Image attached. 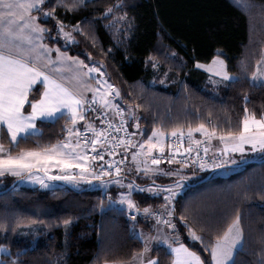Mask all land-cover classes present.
Here are the masks:
<instances>
[{"label": "trees", "instance_id": "1", "mask_svg": "<svg viewBox=\"0 0 264 264\" xmlns=\"http://www.w3.org/2000/svg\"><path fill=\"white\" fill-rule=\"evenodd\" d=\"M55 3L51 0L45 7ZM110 5H116L114 11L101 16ZM262 6L264 0H84L73 11L55 8V18L65 23V29H72L75 40L71 44L62 42L55 18H41L39 23L51 30L44 33L45 43L101 68L106 80L120 90L116 102L128 116L130 129L139 123L141 137L153 128L169 132L201 123L220 135L241 130L245 106L256 118L264 115V83L251 80L256 61L264 54ZM78 21L83 32L73 31ZM215 55L223 57L227 71L239 78L208 89L202 85L207 74L196 64L209 62ZM151 57L158 61L156 68ZM245 63L247 72L241 67ZM41 89L40 84L34 86L30 95L39 98ZM131 112L136 115H129ZM66 123V115L37 121L40 133L21 139L12 151L60 141ZM2 141L9 144L6 132ZM263 158L236 165L223 162L210 170L194 168L197 176L186 181V187L173 199V219L181 240L198 252L205 264H210L205 246L210 247L237 214L244 241L234 252V264H257L264 249ZM229 167L232 172L218 173ZM20 179L9 178L0 188L14 182L0 193V224L5 225L0 227V244L13 256L19 250V264L128 261L143 247L125 208L108 206L107 194L115 197L113 188H94L95 180L79 188L53 180L56 186L41 189L18 186ZM133 199L140 208L162 201L139 190L133 191ZM182 214L197 235L203 236V243L189 239L188 226L180 220ZM69 217L66 229L62 221ZM142 223L139 217L137 225ZM150 255L158 256L160 264H170L172 258L166 246L153 247ZM0 259L11 257L1 253Z\"/></svg>", "mask_w": 264, "mask_h": 264}, {"label": "snow or ice", "instance_id": "2", "mask_svg": "<svg viewBox=\"0 0 264 264\" xmlns=\"http://www.w3.org/2000/svg\"><path fill=\"white\" fill-rule=\"evenodd\" d=\"M51 0H0V175L10 173L21 176L27 173V179L37 180L42 186H47L46 181L50 179H61L70 181L85 180L92 182L99 181L102 185L116 184L126 187L127 191L119 192V203L125 206L133 221L136 220L134 213H143L145 217H154L156 224L154 228L156 235L151 231L141 230L138 238L143 247L139 251L132 253V260L139 264H160L158 256H150L153 247L166 246L172 254L170 264H205L200 254L193 251L182 242L179 235V229L176 221L173 219L174 206L170 205L175 192L180 190L181 183L186 176L180 175V171L167 172L165 175L179 176L178 180L172 181L168 185H158L155 181L147 185L137 184L135 178H130V182L124 185L123 174L132 172V168H123L120 165L125 164V159L130 146H133L132 133L127 132V124L124 116L121 115L124 109L113 103L115 97H120L121 93L115 85L103 80V91L99 87H93L87 83L91 78L92 72H100L95 64H86L79 56L70 57L67 53L61 52L60 48H55L57 55L51 57L49 53L52 48L42 43L44 33H50V29L45 24L39 23L41 18H55V8L61 6L66 11H73L84 4V0H56L52 7H45ZM245 7L249 5L245 3ZM116 5H110L105 8L101 16L110 15ZM264 7V6H262ZM36 15H33V13ZM126 15V13L124 14ZM55 28L58 34L63 35L67 40H75L71 32L65 31V23L55 18ZM73 31L83 32L84 29L78 21L72 26ZM91 56V53H88ZM152 67L158 66L155 57H151ZM70 63L74 67L71 77L64 74L63 69ZM103 63V61H100ZM199 67H207L214 75L222 80L238 79L227 71L226 61L221 56H214L211 65H203L197 61ZM242 70L247 72V64H242ZM251 79L264 83V54L256 61V70L251 72ZM39 84L43 88L38 93L39 98H33L34 86ZM216 81H213L215 83ZM91 91L89 98L86 93ZM247 99V97H245ZM99 103L103 109H115L116 115L120 116L119 124L113 131L119 133L124 131L123 136H117L112 139L108 129L104 127L96 128L91 120H87L85 114L91 110L99 111L101 124H107L112 128V120H104V111L97 109ZM139 108L140 105H135ZM67 116L70 124H65L67 136L62 141L38 148H21L17 152L12 149L17 147L21 139H26L36 131L37 118L58 119L60 116ZM129 115L135 116V112ZM138 119V118H137ZM84 121L83 133L78 126V122ZM139 130V123L135 124ZM202 132L208 139L216 135L215 129L209 132L203 123L197 128H188L189 138L194 131ZM6 132L9 138V144L2 141V136ZM92 132L93 136L85 135ZM177 133L183 136L179 128H173L171 135ZM166 133L153 128L152 134L146 140L138 142L135 146L137 150L131 152L132 161L135 164L136 171H143L145 177H151L155 173H163L164 170L153 165H159L160 160L154 159L153 149H158L164 153L163 137ZM73 139L75 142H73ZM220 139L224 142L223 149H220L221 157L226 158L227 163H234V159L229 153L264 152V115L257 119L255 114H248L245 106V115L242 119V128L239 132H225L220 134ZM199 144L200 141L195 142ZM111 145L109 148L108 145ZM103 145L104 147H100ZM123 145L124 159H120L119 164L115 159H109L106 164H100L99 167L90 166L92 161L104 160V152L110 157H115L116 150ZM91 147V152L89 151ZM174 148V145L171 146ZM97 148H100L97 152ZM179 153V149H174ZM191 146L185 148L184 152L191 153ZM205 148L204 152L207 153ZM92 152H97L92 155ZM142 157V159H141ZM175 156L167 160L172 163ZM199 166L219 167L217 163L208 164L203 158H199ZM150 161V163H149ZM184 165L181 164V168ZM39 168L41 175H35L34 170ZM50 168H60L61 170L79 169L78 175H56L50 173ZM114 173V174H113ZM167 190L165 196L166 211L161 213L159 210H153L151 205L140 208L137 201L133 199V191L139 190L148 193H157V190ZM109 202H113L112 194L108 193ZM103 206V200H101ZM161 206V207H165ZM180 220L188 226V237L193 241L204 242V238L188 225L186 217L182 214ZM67 227L71 223V218L62 221ZM163 225V227H161ZM0 227L5 225L0 224ZM170 229L171 231H166ZM244 241L243 229L240 223V216L235 218L227 225V229L222 235L216 237L215 242L205 246V251H210V264H234V250L242 246ZM0 252L5 256H10L11 260L0 259V264H19L18 256H13L8 247L0 244ZM63 264V262H61ZM104 264H109L105 261ZM117 264V262H112ZM124 264V262H118ZM257 264H264V249L261 250Z\"/></svg>", "mask_w": 264, "mask_h": 264}, {"label": "rangeland", "instance_id": "3", "mask_svg": "<svg viewBox=\"0 0 264 264\" xmlns=\"http://www.w3.org/2000/svg\"><path fill=\"white\" fill-rule=\"evenodd\" d=\"M33 15H36V13L34 12L33 13ZM65 31H68V32H71L72 33V29H70V30H67V29H65ZM59 36H60V38H61V40H62V42L64 43V44H71L72 42H73V40H67L63 35H61V34H59ZM215 56H220V55H215ZM223 58V57H222ZM224 59V58H223ZM200 64H203V65H211L212 64V59L209 61V62H200ZM196 66L198 67V68H200L201 70H203V71H205L206 72V74H207V77L205 78V80H204V82L202 83V85H203V87H205V88H208V89H214L216 86H218V85H225L229 80H231V79H226V80H222L219 76H216V75H214V73H212V72H210L209 71V69L207 68V67H199L197 64H196ZM97 68H99V67H97ZM255 70H256V66H255ZM254 70V71H255ZM92 74V76H93V80H94V87H99L102 91H103V89H104V85H103V83H102V81L103 80H106V78H105V76H104V73H103V71L101 70V68H100V72L99 73H97V72H92L91 73ZM233 79V78H232ZM252 80V79H251ZM213 81H216L215 83H213ZM253 81V80H252ZM254 82V81H253ZM255 82H260V81H255ZM109 83V82H108ZM128 117V116H127ZM257 119H259V118H257ZM135 125H133L132 127H134ZM197 127V126H196ZM194 128V127H193ZM156 129H159V128H156ZM138 130V129H137ZM137 130L136 131H134V133H135V135H136V139L137 140H140V137H139V135H140V131L137 133ZM181 131H185V132H187V134H188V129H180ZM210 131H212V129H209ZM152 131V130H151ZM172 132V130L171 131H169L168 132V135L170 134ZM168 135H167V137H168ZM189 135V134H188ZM214 136H216V137H218L219 135L218 134H216V135H214ZM214 136H212V138L211 139H208L205 135H201V137L199 138V139H208V141L210 142V146H211V149L212 150H214V149H217V147L219 148V150L222 148L223 149V147H224V142L221 140V143H222V146L220 147V146H217V145H214ZM142 138V137H141ZM192 138V137H191ZM73 142H75V140L73 139ZM139 142H142L141 140L139 141ZM211 142L213 143V144H211ZM138 143V142H137ZM154 150H157V149H153V151ZM229 156H231L233 159H234V163H227L226 162V158L224 157L223 158V162L225 163V164H227V165H232V164H238V163H240V162H242V161H245V160H248V159H260V158H262V157H264V152H262V151H260V150H257L256 152H246V153H244V154H240V153H229L228 154ZM141 159H142V157H141ZM131 159H130V161H129V164L131 163ZM128 164V167L127 168H129V165ZM153 167H159V168H162L163 170H164V172L163 173H155V174H153V175H151V177H145V175H144V173H143V171H136V169H135V164L133 165V171L132 172H125V174L124 175H126V178H128L129 177V180H125L124 181V185H127V183H129L130 182V178H135V180L139 183V184H145V183H151L152 181H155V183L157 184V183H161V184H170L172 181H174L175 179L176 180H178V178H179V176H176V175H173V176H169V175H165L164 173H167V172H175V171H177V170H179L180 171V175H183V176H185V174H184V172H186V168H181L180 166H174V165H161V166H155V165H153ZM191 168H193V167H191ZM55 168H50V173H51V175H53V170H54ZM233 168H224V169H222V170H219V172L218 173H223V174H225V173H229V172H232L233 170H232ZM61 171H67V172H69V170H61ZM201 171H203V170H201ZM41 172V170L39 169V168H37V169H35L34 170V174L35 175H41L42 173H40ZM188 172L189 173H193L194 174V176L193 177H187L186 176V181H188V180H192V179H194L196 176H197V173H195L194 172V168H193V170H188ZM123 175V176H124ZM21 176H23V177H21ZM21 176H16V175H13V174H10V173H5L4 175H0V188L2 187V186H4L5 185V183H7L8 181L7 180H9V178H13V179H17V178H21L20 180H19V182H18V186H25V187H38V188H41V189H50L51 187H53V186H56V183H54L53 182V180L52 179H50V180H47L46 181V184H47V186H42L37 180H29V179H27L26 177H27V173H24V174H22ZM55 180V179H54ZM66 181H68V180H66ZM65 181V182H66ZM81 181V180H80ZM80 181H75V182H71L70 181V185H72V186H74L75 188H79V187H82V186H84V185H86V183H88V181H86V183L85 184H81L80 183ZM186 181H185V183H184V185H181V189L183 190L185 187H186ZM69 182V181H68ZM67 182V183H68ZM95 187L94 188H100L101 190H104V191H106L108 188H113V191L115 192V194H114V198H113V202H109V204H108V206H112V205H114L116 202H119V192H121V191H127V188L126 187H122V186H120V185H102L101 183L100 184H96V185H94ZM181 189H180V191H181ZM1 190V189H0ZM145 193H148L146 190L144 191ZM158 193H161V190H159V191H157ZM106 193H108V192H106ZM149 194H154V193H149ZM160 198H163L162 199V201L160 202V203H157L156 204V206H154V207H152V209L153 210H159L161 213H164L165 211H166V209H164V207H162L161 208V206H165V196L166 195H158ZM173 201V200H172ZM172 201H170L169 203H172ZM121 207H124L125 209H127L125 206H123V205H121L120 203H118ZM161 205V206H160ZM171 205V204H170ZM167 206H165V208H166ZM128 210V209H127ZM135 216H136V220L135 221H133L132 220V218H131V224H132V227H136L137 226V220H138V218L140 217L139 216V213H135ZM149 218V217H148ZM153 217H151V219H152ZM150 219V218H149ZM153 221V223H156L154 220H152ZM150 225L152 224L151 222L149 223ZM153 226V225H152ZM163 226V225H162ZM133 233H135V231L133 232ZM215 242V241H214ZM213 242V243H214ZM240 246H238L235 250H234V252L239 248ZM2 252H0V254H1ZM209 253H210V251H209ZM210 261H211V254H210Z\"/></svg>", "mask_w": 264, "mask_h": 264}, {"label": "built area", "instance_id": "4", "mask_svg": "<svg viewBox=\"0 0 264 264\" xmlns=\"http://www.w3.org/2000/svg\"><path fill=\"white\" fill-rule=\"evenodd\" d=\"M96 107L100 111L105 112L103 119L104 120H112L113 124H112V128L109 129L108 125L106 123L101 124V117H100L99 111L93 112V111L89 110L87 112V114L94 120L95 127L96 128L104 127L106 129H108V132L111 135L113 140H115L117 138V136H123L124 131H121L119 133H116L115 131H113V129H115L117 127V125L119 124V121H120V116L116 115V110L114 109L112 113H108L103 108H101V106L98 103L96 104ZM121 115L124 116V119L126 121L127 132L132 133L131 129L129 127V124H128V118L126 117L124 111H123V113H121ZM81 132L83 133V127H81ZM182 132H183L182 137L180 136L179 133H177V135L175 137L172 136L171 133L168 135V137L166 139L165 146H164L165 151L163 154L160 153L158 149L153 151V153H154L153 158L160 160V164L155 165V166L176 165V166L181 167V164H183L184 168L185 167H193V168L199 169V170H210V169L216 168V167L201 168L199 166L198 157L203 158L208 164H212L214 162V159H215V163H217L218 165H221L223 163L224 157H221L219 149H214V150L211 149L210 142L208 141V139H197L200 141V143L196 144L195 142L197 140L193 141L191 138H189V135L187 134V132H185V131H182ZM85 135L91 137V136H93V133L88 132ZM173 145H174V148L171 147ZM190 146L192 149L191 153L184 152V149L189 148ZM100 147H104V146L101 145ZM108 147L110 148L111 145L109 144ZM205 148L208 149L207 153L204 152ZM174 149H179L180 150L179 153H177ZM99 150H100V148H97V152H99ZM89 151L91 152V147H89ZM97 152H92V155H96ZM116 152H117V154L115 157H110L107 154V152H104V160L92 161L90 166H94V167L98 168L100 164H106L109 159H115L117 161V163L119 164L120 159L125 158L124 154H123V145L121 146V148L117 149ZM173 156H175V159L172 161V163H168L167 160ZM129 161H130V158L127 155L126 159H125V164L120 165V166L123 168H127ZM149 163H150V161H149ZM153 219L156 222V219L154 217H153Z\"/></svg>", "mask_w": 264, "mask_h": 264}, {"label": "crops", "instance_id": "5", "mask_svg": "<svg viewBox=\"0 0 264 264\" xmlns=\"http://www.w3.org/2000/svg\"><path fill=\"white\" fill-rule=\"evenodd\" d=\"M42 43H44V44H47V43H45L44 42V40L42 41ZM47 45H49V44H47ZM51 48H52V51L49 53V55L51 56V57H53V58H55V56L57 55V53L55 52V48H57L58 46H56V45H49ZM60 50H61V52H64V53H67V55L68 56H70V57H76L75 55H71V54H69L68 53V51H66V50H63V49H61L60 48ZM86 64H89V63H87V62H85ZM96 66V65H95ZM97 67V66H96ZM63 72H64V74L65 75H67V76H69V77H71L72 76V74H73V72H74V67L73 66H71L70 65V63L68 64V65H66L65 67H64V69H63ZM87 83L88 84H90V85H92L93 87H94V80H93V76H92V74H91V78L90 79H88L87 80ZM38 84H39V82H38ZM41 85V88H43V85L42 84H40ZM42 90V89H41ZM86 95L90 98L91 96H92V92L91 91H89V92H87L86 93ZM116 99H117V97H115L114 99H113V103H115V104H117L118 105V103L116 102ZM100 105V104H99ZM101 106V105H100ZM101 108H102V106H101ZM106 112H108V113H112L113 112V110L114 109H104ZM85 116H86V119L87 120H91L93 123H94V120L86 113L85 114ZM67 117V116H66ZM39 120H42V121H53V120H50V119H41V118H37V121H39ZM55 120V119H54ZM37 121H36V123H37ZM67 124H70V121H68V123ZM95 124V123H94ZM135 125V124H134ZM78 126L81 128V127H84V121H80V122H78ZM194 128H197V127H194ZM209 132H211L208 128H206ZM137 130V128L134 126V127H132L131 128V132H132V141H133V146H130L129 147V149H128V152H127V155H128V157L132 160V157H131V152L132 151H134V150H137L136 149V145H137V142H139L140 140L141 141H143V140H146L147 138H148V136L149 135H151L152 134V131L146 136V137H142L141 138V131H140V135H139V137H140V140H137L136 139V135H135V133H134V131H136ZM160 130V129H159ZM162 131V130H161ZM139 131L137 130V133H138ZM40 133V131H39V129L37 128V126H36V131L33 133V134H31V135H36V134H39ZM164 133H166V135H165V137H163L162 139H163V144H164V146H165V143H166V139H167V135H168V132H164ZM201 135H204L202 132H200V131H194L192 134H191V139L193 140V141H196L197 139H199L200 137H201ZM67 136V132H66V129L64 128V134H63V138L60 140V141H62V140H64L65 139V137ZM214 145H217V146H222V143H221V139H220V135L218 136V137H216V136H214ZM211 144H213L212 142H211ZM217 149H219L218 147H217ZM222 149V148H221ZM130 166H129V168H132L133 169V165H134V162L133 161H131V163L129 164ZM174 166H176V165H174ZM186 168V172H184V174H185V176H187V177H193L194 176V174L193 173H189L188 172V170H193V168H191V167H185ZM79 169H74V170H69V172H67V171H61V169L60 168H55L54 170H53V176H56V175H61V176H63V175H69V174H73V175H78L79 174ZM40 173H42V172H40ZM129 173V172H128ZM123 179H124V181L127 179V180H129L128 178H126L125 177V175L123 176ZM179 179V178H178ZM52 180H54V179H52ZM55 180H61V179H55ZM61 181H66V180H61ZM69 181V182H68ZM68 181H66V182H68V183H70V180H68ZM185 181H186V179H184L183 181H182V183H181V185H184V183H185ZM71 182H75V181H71ZM86 183V181L85 180H81L80 181V183L81 184H85ZM71 184V183H70ZM92 184L93 185H96V184H100V182L99 181H93L92 182ZM110 186L112 185H116V184H109ZM168 185V184H167ZM108 186V185H107ZM182 187L180 186V189H181ZM160 189H158L157 191H159ZM134 191H136V190H134ZM181 191H182V189H181ZM180 190L179 191H177V192H175V195H174V198H175V196L177 195V194H179L180 192H181ZM149 194V193H148ZM167 195L168 193H167V190H161V193H154V195H156V196H158V195ZM151 195V194H150ZM173 198V199H174ZM163 199V198H162ZM119 202H116L114 205H116V206H119V207H121L119 204H118ZM171 204V206H172V203H170ZM161 206V205H160ZM124 208V207H123ZM162 208V207H161ZM164 209H166L165 207H164ZM126 211H127V213L129 214V211L127 210V209H125ZM160 210V209H159ZM135 214V213H134ZM139 216L140 217H142V219L144 220V223H142V224H138L136 227H134L133 228V230L135 231V234L138 236V234H139V232L141 231V230H143L144 232H149V231H151L152 232V234L153 235H156L157 233L155 232V230H154V228L152 227V225H155L156 223H153V221H152V219H151V217L149 216V218L148 217H145L144 216V214L143 213H139ZM152 223L151 225L149 224V223ZM161 227H163L162 225H161ZM166 231H171L170 229H165ZM149 255H150V253H149ZM150 256H152V255H150ZM115 262H117V264H118V262H124V264H139V262L138 261H133L132 259H130V260H128V261H115ZM104 264V263H103ZM109 264H112V262H109Z\"/></svg>", "mask_w": 264, "mask_h": 264}, {"label": "water", "instance_id": "6", "mask_svg": "<svg viewBox=\"0 0 264 264\" xmlns=\"http://www.w3.org/2000/svg\"><path fill=\"white\" fill-rule=\"evenodd\" d=\"M264 159V158H263ZM209 177V175H207L206 177H204L203 179L201 180H198V182H202L204 180H206L207 178ZM14 182L11 183L7 188L3 189V190H0V193L4 192V191H7V189L11 188L13 186Z\"/></svg>", "mask_w": 264, "mask_h": 264}]
</instances>
